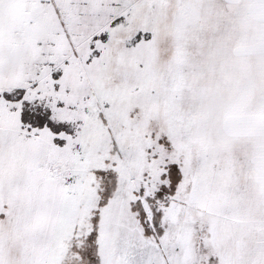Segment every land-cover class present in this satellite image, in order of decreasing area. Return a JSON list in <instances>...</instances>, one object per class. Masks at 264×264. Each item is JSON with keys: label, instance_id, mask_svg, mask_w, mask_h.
<instances>
[{"label": "snow or ice", "instance_id": "6c2138e0", "mask_svg": "<svg viewBox=\"0 0 264 264\" xmlns=\"http://www.w3.org/2000/svg\"><path fill=\"white\" fill-rule=\"evenodd\" d=\"M0 264H264V0H0Z\"/></svg>", "mask_w": 264, "mask_h": 264}]
</instances>
